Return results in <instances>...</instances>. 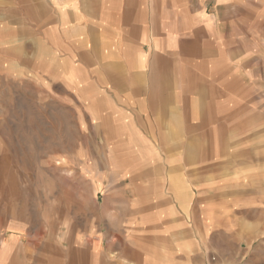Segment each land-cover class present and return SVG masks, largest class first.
<instances>
[{
    "label": "crops",
    "instance_id": "obj_1",
    "mask_svg": "<svg viewBox=\"0 0 264 264\" xmlns=\"http://www.w3.org/2000/svg\"><path fill=\"white\" fill-rule=\"evenodd\" d=\"M0 46L49 109L77 112L83 160L39 205L0 194V264L262 251L264 0H0Z\"/></svg>",
    "mask_w": 264,
    "mask_h": 264
},
{
    "label": "rangeland",
    "instance_id": "obj_2",
    "mask_svg": "<svg viewBox=\"0 0 264 264\" xmlns=\"http://www.w3.org/2000/svg\"><path fill=\"white\" fill-rule=\"evenodd\" d=\"M6 58L0 46V194L6 193L10 205L11 190L17 188L19 195L32 196L39 205L42 190L52 188L60 192L62 184L68 183L61 166L78 167L79 161H83L75 157L81 139L77 112L64 110L59 104L49 109L52 104L46 105V96L29 78L17 77L23 72L16 64L5 62ZM65 137L69 138L68 159L60 157L65 145L61 140ZM91 139L92 136L85 137L87 151L93 149ZM85 162L88 166L89 159ZM254 245L263 249L246 258V263L264 264V240Z\"/></svg>",
    "mask_w": 264,
    "mask_h": 264
}]
</instances>
